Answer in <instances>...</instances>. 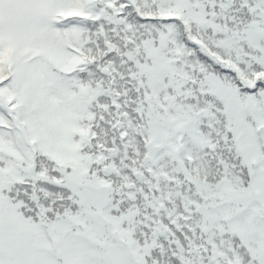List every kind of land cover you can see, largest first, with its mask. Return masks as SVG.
<instances>
[{
    "label": "snow or ice",
    "instance_id": "obj_1",
    "mask_svg": "<svg viewBox=\"0 0 264 264\" xmlns=\"http://www.w3.org/2000/svg\"><path fill=\"white\" fill-rule=\"evenodd\" d=\"M0 264H264V0H0Z\"/></svg>",
    "mask_w": 264,
    "mask_h": 264
}]
</instances>
